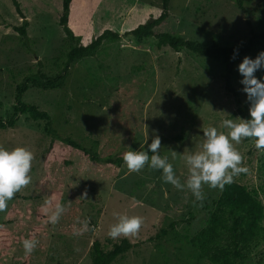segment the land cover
<instances>
[{"label":"rangeland","instance_id":"rangeland-1","mask_svg":"<svg viewBox=\"0 0 264 264\" xmlns=\"http://www.w3.org/2000/svg\"><path fill=\"white\" fill-rule=\"evenodd\" d=\"M17 1L28 22L26 37L17 30L23 19L13 0H0L3 120L12 114L16 87L30 77L44 81L57 76L71 46L76 45L59 23L62 0ZM242 1L239 5L238 0H171L165 31L205 45L241 46L264 27V0ZM161 10L162 0H73L68 25L82 43L108 29L118 32L121 39L105 42L95 56L77 61L63 89L31 86L23 101L47 112L61 137H73L103 160L95 162L72 151L67 163L48 166L51 137L43 122L21 115L15 128L0 130V146L9 150L24 147L34 157L31 182L0 211V225L14 239L11 249L0 253V264H91L94 242L109 251L123 239L133 248L113 264H210L198 262L185 239L204 227L221 190L205 185V199L194 204L187 188L177 190L163 182L160 171L147 166L129 172L122 158L129 150L147 149L146 140L150 144L159 135L161 155L170 157L168 149L178 154L169 162L184 183L189 173L180 155L201 150L204 128L213 126L226 133L221 121L237 118L233 117L235 99L225 89L220 64L187 51L158 49L156 40L139 42L129 34ZM261 51L264 48L249 57ZM237 66L232 84L249 112ZM234 146L248 171L235 176L233 182L257 190L264 206V150H257L246 139ZM107 158L115 163L107 164ZM54 192H60V204L66 211L51 224L48 216L55 209ZM44 206L48 212L40 222L37 213ZM115 214L141 217L139 233L111 239L108 231L117 222ZM85 219L89 230L75 235ZM38 225L43 230L35 238L37 247L26 255L23 240ZM162 230L167 234L156 240ZM246 264H264V237Z\"/></svg>","mask_w":264,"mask_h":264},{"label":"trees","instance_id":"trees-1","mask_svg":"<svg viewBox=\"0 0 264 264\" xmlns=\"http://www.w3.org/2000/svg\"><path fill=\"white\" fill-rule=\"evenodd\" d=\"M72 2L73 0H62V14L59 23L68 40L75 42L76 45L71 46L60 73L55 77L46 78L44 81L38 77H30L23 84L18 85L12 114L5 120L0 119V130L15 128L21 115L27 116L35 122H43L46 133L51 137L46 157L48 166L54 163H67V157L72 151H78L95 162H101L103 159L94 149L84 146L73 137H61L53 127L51 116L36 106L25 103L23 96L31 86L45 90L63 89L69 71L77 61L95 56L105 42L113 43L121 39L118 32L108 29L91 42L82 43L68 25ZM170 2L171 0H162L161 12L155 16H150L146 22L137 26L129 34L139 42L147 39L156 40L158 49L169 48L176 53L187 51L220 64L224 71L222 76L225 89L234 97L236 103V111L233 113V117L250 118L249 112L242 105L240 94L233 87L232 77L235 67L242 61L243 57L264 48V27L259 32L252 33L251 37L241 46L201 44L186 40L173 32L165 31L167 20L171 17L169 13ZM242 3V0H238L239 5ZM13 4L17 14L23 19V26L17 30L23 37H26L28 22L19 2L13 0ZM234 49L239 50V55L232 59ZM246 140L254 142L252 139ZM105 162L110 165L115 163L111 158L105 159ZM116 162H120V159ZM60 196V192L53 193L52 205L54 207L56 204H60ZM47 212V206L39 208L37 218L40 222L46 220ZM263 223L264 206L260 200L259 192L232 182L221 190L219 197L214 201L204 227L195 235L187 236L185 244L195 250L198 262L207 260L210 264H246L251 259L253 250L262 242L264 237ZM42 230L43 226H36L31 231L29 239H35ZM166 234L167 231L162 230L156 240L165 237ZM13 244L14 239L10 231L4 224H1L0 253L6 254ZM132 248L133 245L128 239L121 240L109 251L104 250L101 243L96 241L90 249L91 264H113L117 259L130 252Z\"/></svg>","mask_w":264,"mask_h":264},{"label":"clouds","instance_id":"clouds-1","mask_svg":"<svg viewBox=\"0 0 264 264\" xmlns=\"http://www.w3.org/2000/svg\"><path fill=\"white\" fill-rule=\"evenodd\" d=\"M239 55L234 49L232 59ZM237 72L242 77L239 83L241 91L249 104V117L231 118L221 121V126L228 131H218L216 127L209 126L203 129V144L201 150L180 155L186 168L188 177L184 183L175 174L173 164L169 158L175 159L177 153L169 150V155H161V139L159 135L152 138L144 150H129L123 153V161L129 172H139L145 166L161 172L163 182L172 185L177 190L187 188L194 197L193 203L205 199L203 187L223 190L226 185L233 182L235 176L246 173L248 169L242 166L243 157L234 145L244 139L254 140L257 150H264V51L255 58L243 57L237 66ZM261 73L257 76V73ZM225 113V112H224ZM226 114V113H225ZM228 115V114H226ZM230 116V115H228ZM145 146V145H144ZM33 153L24 148L7 149L0 146V211H4L14 195L31 182L29 175ZM66 211L61 204H56L54 211L48 216V222L56 224ZM117 215V222L111 225L108 236L111 239L118 237L136 236L143 224L139 216ZM81 228L74 234L81 235L89 230V221H81ZM35 239L23 240L25 254H31L37 247Z\"/></svg>","mask_w":264,"mask_h":264}]
</instances>
